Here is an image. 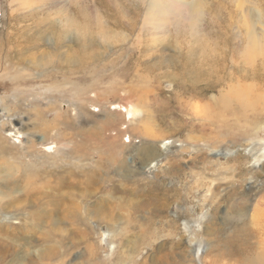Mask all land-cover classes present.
<instances>
[{"label":"rangeland","instance_id":"obj_1","mask_svg":"<svg viewBox=\"0 0 264 264\" xmlns=\"http://www.w3.org/2000/svg\"><path fill=\"white\" fill-rule=\"evenodd\" d=\"M43 1L0 0V264H263L264 0ZM202 51L229 79L196 98Z\"/></svg>","mask_w":264,"mask_h":264},{"label":"bare ground","instance_id":"obj_2","mask_svg":"<svg viewBox=\"0 0 264 264\" xmlns=\"http://www.w3.org/2000/svg\"><path fill=\"white\" fill-rule=\"evenodd\" d=\"M58 1V0H57ZM76 1L77 0H70V2L72 3V4H75L76 3ZM232 1V0H231ZM37 2V1H36ZM38 2L40 3V4H42V5H44V3L46 2V1H43V0H38ZM44 2V3H43ZM48 2V1H47ZM52 1L50 0V3H51ZM67 2V1H66ZM86 2L88 3V4H90V1H88V0H86ZM226 2L227 3H229V0H226ZM38 3V6L40 5ZM57 3V2H56ZM64 3V2H63ZM37 4V3H36ZM24 6H26V4H23ZM33 5V4H32ZM48 5V4H47ZM59 5L61 6V8L58 10V11H56L55 10V13L56 14H62V12H63V5H61V2L59 3ZM59 5H55L57 8H59L58 6ZM228 5V4H227ZM230 6H231V4H230ZM229 6V7H230ZM26 7H29L28 5L26 6ZM40 7V6H39ZM46 7V6H45ZM151 7H156V4L154 3V2H152L151 3ZM35 8V7H34ZM30 9V7L29 8H25V10H29ZM71 9H75V8H73V7H71ZM228 9H230V8H228ZM20 10H23V9H20ZM71 11V10H70ZM226 11V10H225ZM12 12V11H11ZM37 12H39L37 9H35V10H33V11H31V16L33 17V18H36V14H37ZM89 12V11H88ZM218 12V11H217ZM74 14H75V18L74 19H72V20H70V23H71V25H73V24H76L75 26H79L80 24H83V25H88V26H90L91 27V21H89V19H91V14H89V13H87L85 10H83V9H79V8H77L74 12H73ZM137 13V12H136ZM220 13V12H219ZM39 14V13H38ZM72 14V13H71ZM73 14V15H74ZM123 14V13H122ZM224 14V13H223ZM13 15H15V13L13 14ZM70 15V14H69ZM19 16V15H18ZM25 17H26V15H24ZM228 16V15H227ZM20 17H22V18H24L23 16H20ZM28 17V16H27ZM78 17H80V18H82V19H79ZM219 17V16H218ZM9 18V17H8ZM11 18V17H10ZM110 18V17H109ZM114 18V17H113ZM113 18H111V19H113ZM119 19H122V17H120ZM219 19V18H218ZM227 19V18H226ZM229 19V18H228ZM227 19V20H228ZM12 20V19H11ZM46 20V19H45ZM78 20V21H77ZM41 21H43V19L41 20H37V18L35 19V20H33V22H34V24H32L33 26H39V24L41 23ZM112 21H118V20H112ZM69 22V21H68ZM115 23H117V22H115ZM134 24H136V20L135 21H133V25L131 24L130 25V27L128 28V30L130 31H132L133 29H134ZM115 25V24H114ZM25 26V25H24ZM133 26V27H132ZM187 26V25H186ZM191 26V25H190ZM36 28V27H35ZM192 28V27H191ZM36 30H38L37 28H36ZM84 31L85 32H87L88 31V33H87V38H86V40L85 41H83V43L81 44L80 42H78V41H76L75 42V45H78L79 44V49H78V53H80V55H78V56H80V57H78V59H76V57L75 56H72L71 58H70V61H68V62H70V66H71V63H76V64H78V63H80L81 64V60L82 59H85V60H83V66L82 67H85V66H87V60H89V62L90 61H92L91 60V58H92V54H91V42H90V40L88 39L89 37H88V34H89V28L87 27V26H85L84 27ZM39 35L36 37V38H29L30 36H27L26 38H25V40H24V42H22L21 44H19V47H22V48H24V47H26V49L28 50V49H34V47L35 48H37L38 47V43L39 42H41L42 41V34H40L39 32H37ZM71 34V33H70ZM24 37V36H23ZM227 39H228V37H226V36H224L223 34H220L219 35V37H218V40L220 41H223L224 43H227ZM252 40V39H251ZM23 41V40H22ZM247 41V40H246ZM252 42V41H251ZM23 43H25V44H23ZM138 43V42H137ZM249 43H250V40H249ZM42 44V43H41ZM60 44H61V42H60ZM251 44V43H250ZM13 45V44H12ZM134 45H135V43H134ZM138 45H139V43H138ZM43 47V46H42ZM134 47V46H133ZM139 47V46H138ZM70 48H72L71 46H70ZM70 48H69V50H70ZM12 49V48H11ZM14 49V48H13ZM104 49V48H103ZM253 49V48H252ZM18 50V49H17ZM204 50V49H203ZM19 51V50H18ZM17 51V52H18ZM75 51H77V48H76V50H74V52ZM114 53H115V51H113ZM200 52V51H199ZM236 52V51H235ZM252 52V51H251ZM14 53V52H13ZM12 53V54H13ZM21 53V52H20ZM42 53H43V51H42ZM101 53V52H100ZM105 53V52H104ZM119 53V52H118ZM122 53H123V51H122ZM23 54V53H22ZM37 54V53H36ZM35 54V55H36ZM18 55H19V53H18ZM38 55V54H37ZM45 55V54H44ZM63 55V54H62ZM93 55H95V54H93ZM118 55V54H117ZM202 59H200L199 60V62H197V63H195V64H193L192 63V59H190V57H188L187 56V58H185V62H186V66H185V68H184V73H183V75H181V80H183V87H178L183 93H185V94H190V96H194V97H196V98H200L198 95V93H201V94H204L205 92L207 93L208 91H213V90H215L216 89V87H217V85H221L222 84V81L224 80V79H226V80H228L229 78H227L225 75L227 74V73H224L225 71H223V69L221 70V68L220 67H223L222 66V64H221V61H219L220 60V58L222 57V56H224V54H223V52L221 51V52H213V51H208V52H205V51H202ZM12 56V55H11ZM58 56V55H57ZM86 58H85V57ZM43 57V56H42ZM66 57V56H65ZM219 57V58H218ZM44 58V57H43ZM18 59V58H17ZM30 59V58H29ZM66 59V58H65ZM65 59H64V61H65ZM111 59V58H110ZM141 59V58H140ZM223 59H225V58H223ZM42 60V58L40 59L39 58V56H37V57H33L32 58V61L33 62H35V63H32L33 65H36L38 68H42L43 67V64H44V62H43V60ZM57 59H55V61H56ZM68 60H69V58H68ZM126 60H127V58H126ZM194 60V59H193ZM18 61H20V59H18ZM31 61V60H30ZM142 61V60H141ZM224 61V60H223ZM222 61V62H223ZM31 63V62H30ZM66 63V62H65ZM24 64V63H23ZM50 64H52V63H50ZM123 64V63H122ZM125 64V63H124ZM145 65V64H144ZM31 66V65H30ZM62 66V65H61ZM68 66V65H67ZM139 66V65H138ZM32 67V66H31ZM55 67H57V66H55ZM59 67V66H58ZM74 67V66H73ZM121 67V66H120ZM142 67V66H141ZM37 68V69H38ZM45 68V67H44ZM72 68V67H71ZM75 68V67H74ZM88 68H90V67H88ZM107 68V67H106ZM140 68V67H139ZM67 69V68H66ZM84 69V68H83ZM77 70V69H76ZM91 70V69H90ZM89 70V71H90ZM140 70V69H139ZM88 71V72H89ZM135 71V70H134ZM171 71V70H170ZM94 72V71H93ZM73 73V71H71V73H70V75ZM90 73V72H89ZM115 73V72H114ZM171 73V72H170ZM133 74V73H132ZM168 74V73H167ZM134 75V74H133ZM229 75V74H228ZM92 76V75H91ZM122 77V76H121ZM133 77H135V75L133 76ZM230 77V76H229ZM20 78V77H19ZM25 78V77H24ZM32 78V77H31ZM105 78V77H104ZM129 78H131V77H129ZM103 79V78H102ZM122 79V78H121ZM175 79V77L174 76H172V77H170V81H173ZM64 80V79H63ZM98 80V79H97ZM176 80H177V78H176ZM175 80V81H176ZM179 80V79H178ZM66 81V80H65ZM64 81V82H65ZM96 81V80H95ZM132 81V80H131ZM189 82V84H188V86L186 85V83L185 82ZM232 81H234V80H232ZM93 82H94V80H93ZM36 83V82H35ZM62 82H60V84H61ZM124 83H125V81H124ZM230 83V82H229ZM31 85V84H30ZM94 85V84H93ZM176 85H178V82L176 83ZM59 86V85H58ZM75 86V85H74ZM88 86V85H87ZM94 87V86H93ZM70 89V88H69ZM84 89V88H83ZM96 88H94V90H95ZM65 90H67V89H65ZM71 90H73V89H70V91ZM235 90H237V91H235ZM69 91V90H68ZM74 91V90H73ZM84 91H86V88H85V90ZM230 91H232V88L230 89ZM98 92V91H97ZM216 92V91H215ZM101 93V92H100ZM205 93V94H206ZM82 94V93H81ZM84 94V93H83ZM91 94V93H90ZM94 94V93H93ZM246 94V93H245ZM248 94V93H247ZM85 95V94H84ZM97 95V94H96ZM98 96V95H97ZM105 96V95H104ZM203 96V98H205V95H202ZM244 93L242 92V91H240V89L238 88V85H236L235 87H233V91H232V95L231 96H229V97H224V96H221L216 102L218 103H216L215 102V104H213V108H211V110H213L215 113H222V112H225V109L226 108H228L229 109V106H230V104L231 103H235L236 102V104H237V102H238V104L239 105H246V104H248L247 103V99H245L244 98ZM92 97H93V95H92ZM79 98V97H78ZM77 98V99H78ZM84 99L86 98V97H83ZM186 98H188V96L186 97ZM202 98V97H201ZM94 99V98H93ZM190 99H192V98H189L188 100H190ZM79 100V99H78ZM96 100H98V99H96ZM100 100V99H99ZM102 100H104V99H102ZM135 100H138V99H135ZM140 101H141V99H139ZM211 100V99H210ZM82 101V100H81ZM98 102V101H97ZM137 102V101H136ZM139 102V101H138ZM104 103V102H103ZM102 103V104H103ZM205 103V102H204ZM212 103V102H211ZM214 103V102H213ZM36 104V103H35ZM93 104V103H92ZM94 105H95V103H94ZM116 105V104H115ZM210 104H208V106H209ZM98 106V105H97ZM102 106V105H101ZM178 107V106H177ZM210 107V106H209ZM94 108V107H93ZM100 108V107H99ZM140 108V107H139ZM111 109H114V108H111ZM115 109H120V106H116L115 107ZM191 109V108H190ZM124 110V109H123ZM207 110V109H206ZM230 110V109H229ZM231 111V110H230ZM33 112V111H32ZM125 113H126V115L127 116H130V118L133 116L132 115V112L129 110V109H127V110H125L124 111ZM195 112L197 113V114H202V115H204V113H205V111H204V109H203V107H195ZM208 112H210V111H208ZM122 113V112H121ZM134 113H135V111H134ZM213 113V112H212ZM211 113V114H212ZM233 113V112H232ZM42 114V113H41ZM237 114V113H236ZM234 115V114H233ZM189 116V115H188ZM217 116H219V115H217ZM221 116H222V114H221ZM225 116V115H224ZM238 116V115H237ZM33 117V116H32ZM229 117V116H228ZM233 117V116H232ZM130 118H128V119H130ZM219 118V117H218ZM226 118H227V116H226ZM234 118V117H233ZM146 119H148V116H146V115H144L143 116V119L142 120H146ZM229 119V118H228ZM218 120V119H217ZM144 124H145V121L143 122ZM218 123H220V122H218ZM233 123L235 124V122L233 121ZM207 124H209L208 122H207ZM222 125V124H221ZM211 126H213V124H211ZM10 139V138H9ZM212 146V145H211ZM2 147V146H1ZM76 149V148H75ZM157 154V153H156ZM141 155H142V157H144L145 159L146 158H150L152 155H151V152L150 151H142L141 150ZM158 156V155H157ZM164 161V160H163ZM222 168V167H221ZM92 169V168H91ZM136 170V169H135ZM226 173V172H225ZM225 173H223V174H225ZM144 174V173H143ZM222 174V175H223ZM164 175V174H163ZM219 175V174H218ZM89 182V181H88ZM221 182V181H220ZM166 184V183H165ZM73 185H75V184H73ZM92 191V190H91ZM140 197V196H139ZM207 202V201H206ZM62 203V202H61ZM60 204V203H59ZM260 209V208H259ZM231 210V209H230ZM56 212V211H55ZM56 214V213H55ZM258 217V216H257ZM261 260L262 261H264V254H263V256L261 257ZM264 264V263H263Z\"/></svg>","mask_w":264,"mask_h":264}]
</instances>
